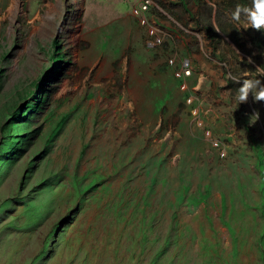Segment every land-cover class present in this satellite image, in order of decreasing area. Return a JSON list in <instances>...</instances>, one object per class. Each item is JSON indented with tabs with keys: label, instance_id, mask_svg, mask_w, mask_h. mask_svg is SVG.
I'll return each mask as SVG.
<instances>
[{
	"label": "rangeland",
	"instance_id": "rangeland-1",
	"mask_svg": "<svg viewBox=\"0 0 264 264\" xmlns=\"http://www.w3.org/2000/svg\"><path fill=\"white\" fill-rule=\"evenodd\" d=\"M17 1L0 264H264V102L236 82L264 81V32L231 18L252 0Z\"/></svg>",
	"mask_w": 264,
	"mask_h": 264
},
{
	"label": "clouds",
	"instance_id": "clouds-1",
	"mask_svg": "<svg viewBox=\"0 0 264 264\" xmlns=\"http://www.w3.org/2000/svg\"><path fill=\"white\" fill-rule=\"evenodd\" d=\"M242 17L245 20L243 29L264 32V0H252L250 7L237 5L231 14V18L238 27ZM248 62L252 63L251 58ZM236 82L240 85L237 96L238 105L247 103L250 96L253 102H264V81L261 79H243ZM258 115L256 113L253 116H256L257 119Z\"/></svg>",
	"mask_w": 264,
	"mask_h": 264
},
{
	"label": "bare ground",
	"instance_id": "bare-ground-1",
	"mask_svg": "<svg viewBox=\"0 0 264 264\" xmlns=\"http://www.w3.org/2000/svg\"><path fill=\"white\" fill-rule=\"evenodd\" d=\"M50 5V4H49ZM18 6H19V1H17V0H12V2H11V6H10V8L8 9V12L9 13H13L15 10H17V8H18ZM34 28V27H33ZM36 28V27H35ZM35 28H34V30H35ZM78 33H75V39H78ZM25 47H26V44L24 45V49H25ZM26 50V49H25Z\"/></svg>",
	"mask_w": 264,
	"mask_h": 264
},
{
	"label": "built area",
	"instance_id": "built-area-1",
	"mask_svg": "<svg viewBox=\"0 0 264 264\" xmlns=\"http://www.w3.org/2000/svg\"><path fill=\"white\" fill-rule=\"evenodd\" d=\"M141 2H142L141 8L145 9L150 4L151 1L150 0H142Z\"/></svg>",
	"mask_w": 264,
	"mask_h": 264
},
{
	"label": "crops",
	"instance_id": "crops-1",
	"mask_svg": "<svg viewBox=\"0 0 264 264\" xmlns=\"http://www.w3.org/2000/svg\"><path fill=\"white\" fill-rule=\"evenodd\" d=\"M181 1H183V0H181Z\"/></svg>",
	"mask_w": 264,
	"mask_h": 264
}]
</instances>
